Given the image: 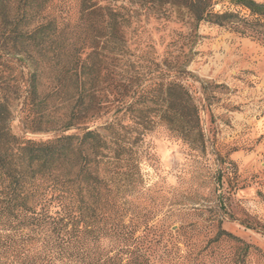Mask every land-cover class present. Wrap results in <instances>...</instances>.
<instances>
[{
    "label": "trees",
    "instance_id": "1",
    "mask_svg": "<svg viewBox=\"0 0 264 264\" xmlns=\"http://www.w3.org/2000/svg\"><path fill=\"white\" fill-rule=\"evenodd\" d=\"M217 4L0 0V264H178L162 211L136 203L147 136L163 126L204 141L199 106L180 79L190 60L168 69L132 51L128 36L141 10L169 18L175 9L195 31L208 23L264 46V3ZM219 234L247 255L250 245Z\"/></svg>",
    "mask_w": 264,
    "mask_h": 264
},
{
    "label": "rangeland",
    "instance_id": "2",
    "mask_svg": "<svg viewBox=\"0 0 264 264\" xmlns=\"http://www.w3.org/2000/svg\"><path fill=\"white\" fill-rule=\"evenodd\" d=\"M217 1L216 11H237ZM141 11L128 46L171 70L190 60L180 79L199 106L204 141L185 142L163 126L147 136L136 204L162 211L176 232L178 264H264V46L208 23L195 31L175 9L169 18ZM220 231L250 245L247 255Z\"/></svg>",
    "mask_w": 264,
    "mask_h": 264
}]
</instances>
